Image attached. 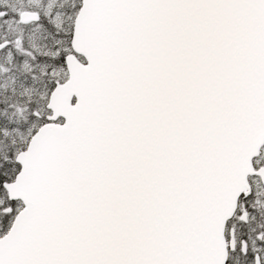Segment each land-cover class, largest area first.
<instances>
[{
  "label": "snow or ice",
  "instance_id": "6c2138e0",
  "mask_svg": "<svg viewBox=\"0 0 264 264\" xmlns=\"http://www.w3.org/2000/svg\"><path fill=\"white\" fill-rule=\"evenodd\" d=\"M0 264H264V0H0Z\"/></svg>",
  "mask_w": 264,
  "mask_h": 264
}]
</instances>
